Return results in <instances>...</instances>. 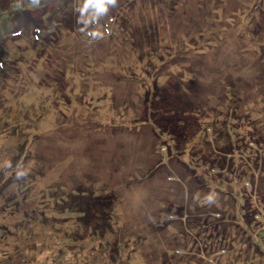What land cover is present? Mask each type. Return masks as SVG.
<instances>
[{
	"label": "rangeland",
	"instance_id": "rangeland-1",
	"mask_svg": "<svg viewBox=\"0 0 264 264\" xmlns=\"http://www.w3.org/2000/svg\"><path fill=\"white\" fill-rule=\"evenodd\" d=\"M25 1L0 0V264H264V0Z\"/></svg>",
	"mask_w": 264,
	"mask_h": 264
},
{
	"label": "trees",
	"instance_id": "trees-1",
	"mask_svg": "<svg viewBox=\"0 0 264 264\" xmlns=\"http://www.w3.org/2000/svg\"><path fill=\"white\" fill-rule=\"evenodd\" d=\"M18 1H19V3L21 2V0H18ZM35 1H37V2H43V1H45V2H46V1H48V0H42V1H40V0H35ZM25 2H26L27 4H29V5H30V2H31V4L33 5L32 0H26ZM61 8H63V6H61L59 9H61ZM79 8H80V7H79ZM39 24H40V23L38 22L37 25H35V27H34V28H37L38 32L41 31V27L39 26ZM31 26H32V24H31V22H30V19H29V18L26 19V23L24 24V29H25V30H30V29H32ZM38 37H39V35H37V39H38ZM18 38H19V37H18ZM5 46H6V45H5ZM5 46H4V48H5ZM4 48L0 51V53H3V52H4V50H5ZM4 55H5V54H4ZM4 55L1 54L0 57H3ZM5 65H6V61H4V59H1V58H0V66L3 67V66H5ZM0 71H1V70H0ZM89 203H90V201L87 202V204H89ZM96 203H97L98 205H100V210H102L101 207H102L103 205H105L104 202H102V201H100V202H99V201H96L95 204H96ZM89 206H91V205H89ZM216 225L218 226L217 222H216ZM216 225H215V226H216ZM257 233H258V232H256V235H257Z\"/></svg>",
	"mask_w": 264,
	"mask_h": 264
},
{
	"label": "clouds",
	"instance_id": "clouds-1",
	"mask_svg": "<svg viewBox=\"0 0 264 264\" xmlns=\"http://www.w3.org/2000/svg\"><path fill=\"white\" fill-rule=\"evenodd\" d=\"M91 2V0H90ZM116 2V0H105V2H101V0H97L96 2V7L99 9V10H104V11H107L108 10V7L110 5H114Z\"/></svg>",
	"mask_w": 264,
	"mask_h": 264
}]
</instances>
